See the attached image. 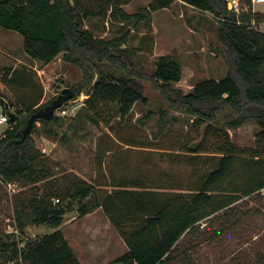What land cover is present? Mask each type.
Instances as JSON below:
<instances>
[{"label":"trees","instance_id":"trees-1","mask_svg":"<svg viewBox=\"0 0 264 264\" xmlns=\"http://www.w3.org/2000/svg\"><path fill=\"white\" fill-rule=\"evenodd\" d=\"M130 1L0 0V25L22 34L24 50L31 58L50 62L61 56L81 66L84 77L71 86L76 92L73 98L80 96L85 82L93 78L91 62L108 63L120 70L116 73L101 68L87 92L85 105L89 112L106 123L110 121L103 106H108L112 115L115 107L122 118L132 112L137 101L148 102L149 81L168 107L192 116L189 132L202 135L199 140L190 136L182 149L195 155L219 153L217 166L201 176L197 186L173 188L148 187L142 179L126 177L114 183L115 189L107 190L110 183L96 184L72 170L57 173L33 132L38 120L51 131V124L60 123L61 116L40 117L31 132L23 135L29 116L57 95L45 102L38 98L17 106L0 91L3 111L15 112L0 133V182L29 187L15 198L14 214L21 229L31 223L61 225L74 201L80 215L102 207L128 245L116 262L163 264L168 263L185 232L194 230L211 214L228 209L242 195L264 188V30L256 26L264 21V13L255 11L251 0H241L239 12L229 8L228 0H183L219 19L216 36L226 45L229 63L222 78L202 79L185 92L172 84L182 75V63L175 53L158 55L153 70H149L127 45L129 31L105 38L86 25L91 16H114L122 22L148 20L154 10L170 6L175 0H150L134 12L123 7ZM6 69L12 78L29 81L25 71ZM154 112L149 109L143 117ZM167 113L168 109L161 110L162 129ZM249 119L260 126V143L245 152L233 141L228 127H238ZM0 264L83 263L59 226L22 247L0 236ZM250 264H264V250Z\"/></svg>","mask_w":264,"mask_h":264},{"label":"rangeland","instance_id":"rangeland-1","mask_svg":"<svg viewBox=\"0 0 264 264\" xmlns=\"http://www.w3.org/2000/svg\"><path fill=\"white\" fill-rule=\"evenodd\" d=\"M146 3V0H133L128 11H137ZM254 8L264 13V2H254ZM86 21L96 34L105 38L129 31L127 45L137 52V57L149 70H153L158 55L175 53L182 63V75L179 81L172 84L185 92L190 91L196 82L205 78H222L229 70L226 45L216 36L219 19L210 12L176 3L168 8L154 10L150 19L139 22H122L114 16H91ZM256 26L264 30L261 22ZM91 65L93 78L85 82L83 93L56 109L55 114L61 116L60 123H52L53 128L49 131L48 126L38 120V126L33 132L37 145L49 156L57 173L72 170L96 184L110 183L107 190L115 189L114 183L126 177L142 179L148 187L164 185L173 188L195 187L201 176L217 166L219 153L195 155L182 149L190 136L199 140L202 135L189 132L192 116L183 110L168 107L160 91L149 81L146 82L149 101H137L128 116L121 118L115 107L112 115V110L103 106V112L110 122L106 123L103 118H93L85 102L89 96L87 92L91 91L94 80L99 76V70L121 71L108 63L97 65L91 62ZM6 67L25 71L29 81L12 78L11 71H7ZM83 77L81 66L61 56L50 62L34 60L24 50L22 34L0 25V91L17 106H21V102L38 98L45 102L58 95L65 86L80 83ZM64 107H67L66 112H63ZM149 109L155 112L144 118ZM162 109H168L164 117V129L160 122ZM3 110L0 101V112ZM8 125L9 122L0 123V132ZM259 129V124L253 119L238 127H228L233 141L245 152L259 146ZM28 189L19 187L17 183L10 185L0 182L2 238L15 240L22 247L28 240L37 239L60 226L65 235L69 236V242L79 258L90 257L91 250L107 244L113 253L107 264H116V256L126 251L128 245L125 239L120 237L104 209L98 207L80 215L76 201L64 214L61 225L31 223L21 229L14 214L15 198L19 191ZM216 216L207 222L198 223L183 242L186 244L192 238L201 246L209 247L206 240L215 227H218V231L222 229L225 219L263 216V222H257L251 231L235 235L230 246L234 252V264L236 259L241 258L244 261H241L242 264L252 263L258 252L264 250V189L252 195H242ZM255 232H258L257 237H254ZM222 240L217 244L218 255L213 259L214 264H230V247L223 250L225 240ZM246 249L250 250V254L244 253Z\"/></svg>","mask_w":264,"mask_h":264},{"label":"crops","instance_id":"crops-1","mask_svg":"<svg viewBox=\"0 0 264 264\" xmlns=\"http://www.w3.org/2000/svg\"><path fill=\"white\" fill-rule=\"evenodd\" d=\"M146 1H147V3L144 5H147L150 2L148 0H146ZM132 3H133V0H131L129 3L124 4L123 7L128 11V8ZM176 3H180V5L182 4V5L186 6L187 8H191V7L195 8L193 5H191L187 2H184L183 0H175L170 6H172L173 4H176ZM170 6H167V8ZM253 8H254V3H253ZM197 10H199V9H197ZM254 10H255V8H254ZM261 24H264V22H261ZM86 25L88 26L87 21H86ZM100 36H103V35H100ZM34 60H38V59H34ZM216 214H211L207 218H204L203 220H201V222H207V220H209L210 218L217 217ZM262 219H263V216L262 217L261 216H256V217L244 216V218L242 217L238 220H236V219L231 220L229 218L225 219V224L223 225V227H221L222 229H220V231H218V229H217L218 227H215L216 229H214L212 231L209 239L206 240V242L209 243L208 244L209 247H205L206 245L201 246V243L199 244L197 240H192V238L189 241H187V243L185 244L183 242V240H184V238H186V236L189 233V232H185L179 238V240L177 242L178 248L175 250V252L172 253V255L170 256V259L168 260V263H163V264H214L213 259L218 255L217 244L221 238H223V240H225L223 242L222 248H223V250L224 249L227 250V248H229L231 246L233 239L235 238L234 237L235 235L239 236L240 234H244V233L251 231L257 222H260V221L263 222ZM83 226H85V225H83ZM262 229L264 231V226ZM119 235H120V237H122V235L120 233H119ZM218 235H221V237L220 236L218 237ZM257 235H258V232H255L254 237H257ZM66 237L69 240V236H66ZM217 238H219V239L217 240ZM245 245L246 244H244V246ZM127 250H128V247H127L126 251ZM243 251L245 254H250L249 249H246ZM91 252L92 253L90 254V257L88 256L87 258H85V257L79 258L83 264H107L109 261L108 259L113 256L112 255L113 253L110 251V248L108 247L107 244L97 246V247H95L94 250H91ZM229 253L231 254L229 257L230 258V264H234V258H233L234 252H233L231 247L229 249ZM116 258H117V256H116ZM241 261L244 263L242 258L236 259V264H242ZM116 264H121V263L116 262Z\"/></svg>","mask_w":264,"mask_h":264},{"label":"water","instance_id":"water-1","mask_svg":"<svg viewBox=\"0 0 264 264\" xmlns=\"http://www.w3.org/2000/svg\"><path fill=\"white\" fill-rule=\"evenodd\" d=\"M76 92L71 86H65L61 92L51 100L47 105L40 107L36 111H34L28 118V123L23 130V135L26 136L31 132L35 121L40 117L51 118L55 115V111L58 107L64 104L69 99L75 96ZM10 117L14 118L15 112L13 110H9Z\"/></svg>","mask_w":264,"mask_h":264},{"label":"built area","instance_id":"built-area-1","mask_svg":"<svg viewBox=\"0 0 264 264\" xmlns=\"http://www.w3.org/2000/svg\"><path fill=\"white\" fill-rule=\"evenodd\" d=\"M253 3L254 2H264V0H252ZM228 6L231 10L239 12L241 9V0H228ZM70 101V99L68 101H66L64 104H62L60 107H58L57 109L65 106L68 104V102ZM14 111V109H11ZM67 107L63 108V112H66ZM9 118H10V114L9 111H2L0 112V123H6L9 122ZM1 133V132H0ZM14 182H10L9 184L12 185ZM15 184V183H14ZM263 189V188H262Z\"/></svg>","mask_w":264,"mask_h":264},{"label":"clouds","instance_id":"clouds-1","mask_svg":"<svg viewBox=\"0 0 264 264\" xmlns=\"http://www.w3.org/2000/svg\"><path fill=\"white\" fill-rule=\"evenodd\" d=\"M0 122H2V121H0Z\"/></svg>","mask_w":264,"mask_h":264}]
</instances>
